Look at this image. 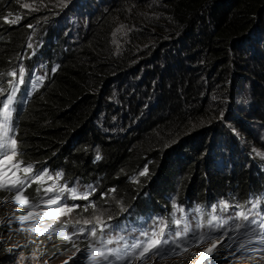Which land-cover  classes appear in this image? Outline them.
I'll list each match as a JSON object with an SVG mask.
<instances>
[{
  "label": "clouds",
  "instance_id": "9594fccd",
  "mask_svg": "<svg viewBox=\"0 0 264 264\" xmlns=\"http://www.w3.org/2000/svg\"><path fill=\"white\" fill-rule=\"evenodd\" d=\"M164 2L167 0H0V22L8 27L23 28L18 40L9 38L11 49H6V43L0 44L3 57L0 102L6 103L9 96L12 98L9 110L13 131L10 135L17 140L19 152L15 159L23 160L25 165L32 164L33 173L41 170L48 173L41 184L27 186L23 196L35 202L38 187L39 196L44 199L56 195L64 185L76 188L79 193L88 186L94 189L88 200L72 199L67 192L63 194L62 203L80 205L69 215H61L59 219L30 218L23 226L16 218L29 210L12 202L14 192L0 190V264H95L88 258L90 245L98 251L122 250L144 231H151L159 219L165 221L166 232L180 235L184 234L187 223L189 239L193 230L213 237H222L227 232V237L233 239L223 238L217 243L213 256H205L203 260L201 254L210 247L211 240L188 244L187 250L179 255L155 257L147 264H209L210 260L212 264H264V252L259 251L258 243L264 232L258 223L264 218V13L255 17L242 33L234 35L228 44V54L233 61L226 81L227 92L219 91L223 106L217 110L214 121L209 120L207 130L190 129L183 138L185 141L177 138L172 142L163 155V162L155 169L151 170L149 158L123 173V180L129 182L126 184H132V197L122 193L107 168H79L69 158L56 160V151L38 152L28 145L27 133L38 106L50 97L59 74L74 56L92 42L98 26L108 21L109 46L117 56H125L126 67L113 71L109 80L102 82L98 108L85 122L93 129L94 137H85L80 150L90 152V162L99 165L106 158L104 145L126 140L164 113L161 109L163 80L170 74H192L199 67L195 53L199 47L194 44L201 42L202 33L207 31L203 23L209 15V12L201 18L196 15L194 29L198 36L188 41L190 29L186 25L175 19L174 24L163 20L162 15H169L161 13V9L165 10ZM147 15L159 23L147 21ZM17 17L16 23L7 22ZM130 21H133L131 28L124 29L122 23ZM210 31L216 33V27L212 25ZM158 62L161 70L157 71ZM21 67L23 73L19 71ZM12 72L17 75H9ZM206 78L209 81L202 102L213 105L218 99L214 89L222 86L220 76L216 75L212 82ZM2 110L0 104V112ZM169 111L167 109L166 113ZM74 134L78 136L79 130ZM185 142L194 144L180 148ZM176 153L189 161L204 159L208 181L211 182L210 176L214 174L218 180L200 189L188 182L184 185L181 172L175 177L172 171L165 173L163 168L170 163L169 157ZM182 167L180 162L178 169L181 171ZM85 169L91 172H84ZM145 169L147 174L141 175ZM242 171L247 176L244 180L238 175ZM58 173L63 175L58 177ZM18 175L23 178V173ZM49 187L53 191L45 194L44 189ZM5 197L7 203L3 202ZM92 203L96 208L89 207L85 211L84 206ZM225 203L229 207L221 211ZM237 204L249 215L248 221L233 220L240 211L235 207ZM174 206L182 211H176ZM54 207L57 205H42L41 210L50 211ZM96 215L101 216L103 225L94 221L83 223L92 221ZM212 215L220 219L212 221ZM176 219L181 220L180 225L174 224ZM224 220L228 223L224 224ZM252 220L257 223H251ZM33 223L40 231L33 230ZM235 223L245 224L246 228L236 231ZM209 226H219L220 230L209 232ZM93 230L96 237H92ZM68 235L72 236L71 241L65 239ZM109 239L113 243H104ZM241 241L249 249L257 250H239Z\"/></svg>",
  "mask_w": 264,
  "mask_h": 264
},
{
  "label": "trees",
  "instance_id": "16d2710c",
  "mask_svg": "<svg viewBox=\"0 0 264 264\" xmlns=\"http://www.w3.org/2000/svg\"><path fill=\"white\" fill-rule=\"evenodd\" d=\"M162 5L165 10L161 9V13H168L190 29L188 41L198 36L194 29L196 15L199 14L201 18L204 13L209 12L206 22L203 23L207 31L202 33L203 37L199 39L201 42L194 44L199 47L195 51L199 67L192 74L184 72L164 78L162 115L145 128L133 132L126 140H115L104 145L106 158L99 165L90 162V152L80 150L85 137H94L93 129L85 122L98 108L102 82L108 81L113 71L126 67L125 56H117L109 46L108 21L98 26L92 42L74 56L59 74L57 85L51 90L50 97L38 106L31 121V130L27 133V140H30L28 145L35 147V151H56V160L69 158L79 168H107L110 178L116 180L122 193L127 196L132 194L133 188L132 184L127 185L129 182L123 180V173L133 166L143 164L149 158L152 160L149 163L151 170L155 169L163 162V155L172 142L177 138L182 140L190 129L205 131L209 120L214 121V115L223 106L219 91L227 92L226 81L230 76V62L233 61L228 54V44L234 35L242 33L255 17L264 13V0H167ZM145 19L154 20L151 15H147ZM154 21L159 23L158 20ZM212 25L216 27V33L210 31ZM22 33V27H8L0 22V44L6 43L7 50L13 46L9 38L12 36L14 40H18ZM2 58L0 54V63ZM156 70H161L159 62ZM216 75L220 76L222 84L214 89L217 90L218 99L213 101V105L205 104L202 100L206 82L209 81L206 77L212 82ZM170 81H173V85L169 86ZM167 109L170 110L168 113ZM75 130H79L78 136H75ZM185 143L180 148L192 147L194 144ZM173 157H169L170 163L163 168L165 173L172 171L175 177L181 172L183 184L188 182L194 188L198 186L202 189L209 182L204 159L189 161L182 159L180 153ZM180 162L183 164L181 171L178 169ZM83 171L91 172L89 169ZM238 175L242 180L247 178L244 171L238 172ZM210 177V185L213 180H218L216 174Z\"/></svg>",
  "mask_w": 264,
  "mask_h": 264
},
{
  "label": "snow or ice",
  "instance_id": "6c2138e0",
  "mask_svg": "<svg viewBox=\"0 0 264 264\" xmlns=\"http://www.w3.org/2000/svg\"><path fill=\"white\" fill-rule=\"evenodd\" d=\"M28 7V5H25ZM7 20V18H5ZM17 19H13L7 21L9 23H16ZM31 46V45H29ZM21 73L24 72V69L21 67L19 69ZM9 75L16 76V72H12ZM22 78H21V81ZM2 91V89H0ZM12 98L11 96L8 97L7 102H0L2 104V112H0V190L14 192L12 196V202L20 205H24L29 211L26 215H21L16 219L20 222L21 226H23L26 220L33 218L34 220L43 219L45 217L49 219H59L61 215H69L73 212L76 208H79L80 205H72L69 206L67 203H62V196L65 192L69 194L72 199H82L88 200L89 196L92 195L94 189L91 186L83 192L79 193L76 188L69 189L67 185H64L59 188L56 195L51 196L48 199H44L39 196L41 191L40 187L36 189L37 192V199L35 202H31L28 200L27 197L23 196V192L25 191L27 186H30L31 183H37L38 185L41 184L44 179L48 176L46 170H41L39 172L33 173V165L32 164H24L23 160H16L15 157L19 155L18 152V142L17 140L10 135L13 131L11 121V112L9 110V104H11ZM99 159V157H97ZM18 173H23V178H21ZM147 169H145L141 175H146ZM62 173H58L57 176H62ZM53 191L52 187L45 188V194L50 193ZM111 191H115L112 189ZM264 199V198H262ZM4 203H7V197H5ZM254 204L253 206L256 207L258 205ZM43 206H50V205H57V207L52 208L50 211H43L41 207ZM91 207L93 209L96 208L94 203L90 205H85L84 210L87 211L88 208ZM176 211H182L181 208L174 206ZM228 204L221 205V211H226L228 209ZM236 208L240 209L238 214L233 216V220L243 219L244 221L249 220V215L243 211L241 205H235ZM220 218L216 215H212V221H218ZM94 223L97 225H103L104 222L101 219V216L96 215L93 217V220H84V224ZM181 220L176 219L174 220V224L180 225ZM224 224L228 223L227 220L223 221ZM251 223H257L256 220H252ZM261 228H264V218H262L258 222ZM242 228H246L245 224L242 223H235V230L239 231ZM167 225L163 219H159L153 229L151 231H144L141 233V237L135 240L131 245H124L123 249H108L107 251H98L93 250L92 246H89L91 250V256L88 257L90 260L95 261V264H115V262H127V264H147V261L150 259H154L155 257H160L161 259L170 256V255H179L181 251H186V245L188 244H195L199 242H204L205 240H211L212 243L210 247H208L204 254H201V260L205 258V256L212 257L214 254V250L217 247V243L220 242L223 238L227 237V232L223 233L222 237H213L210 236L208 233L200 232L193 230L191 232V239L188 238L189 227L187 223L184 225L183 235H180L176 232L167 231ZM33 230L40 231V228L35 227L33 223ZM46 231L50 230L45 228ZM219 226L217 228H212L209 226V232L219 231ZM251 231H256L252 229ZM92 237H96V231H92ZM229 239H233L227 237ZM65 239L71 241L72 236L68 235L65 236ZM252 241L249 240L248 243L250 244ZM106 244L113 243L112 240L104 241ZM261 245L259 251L264 252V232L261 233V239L258 241ZM228 247V245H225ZM239 250L241 251H256L257 249H249L247 244L241 241L238 245ZM111 258V259H110ZM67 264V262H65ZM199 264V262H198ZM209 264H212V261H209Z\"/></svg>",
  "mask_w": 264,
  "mask_h": 264
},
{
  "label": "rangeland",
  "instance_id": "374dc122",
  "mask_svg": "<svg viewBox=\"0 0 264 264\" xmlns=\"http://www.w3.org/2000/svg\"><path fill=\"white\" fill-rule=\"evenodd\" d=\"M169 15H167L166 14V16H163L162 15V17H165L163 20H165V21H167V22H169V23H171V24H174L173 23V17H168ZM128 23H130V24H128ZM128 23H126V22H124V23H122V25H123V27H124V29H128L129 30V28H131V26H132V24H133V21H130V22H128ZM162 32V31H161ZM237 143V140L235 139V144Z\"/></svg>",
  "mask_w": 264,
  "mask_h": 264
}]
</instances>
